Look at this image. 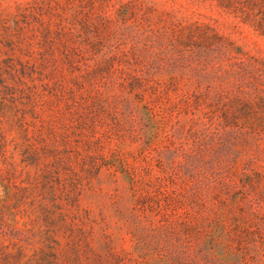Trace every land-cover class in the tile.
<instances>
[{
	"label": "rangeland",
	"instance_id": "rangeland-1",
	"mask_svg": "<svg viewBox=\"0 0 264 264\" xmlns=\"http://www.w3.org/2000/svg\"><path fill=\"white\" fill-rule=\"evenodd\" d=\"M0 264H264V0H0Z\"/></svg>",
	"mask_w": 264,
	"mask_h": 264
}]
</instances>
